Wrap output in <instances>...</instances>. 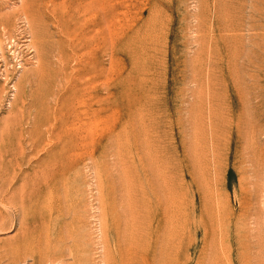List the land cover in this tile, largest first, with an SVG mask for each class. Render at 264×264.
Returning <instances> with one entry per match:
<instances>
[{
    "label": "rangeland",
    "instance_id": "rangeland-1",
    "mask_svg": "<svg viewBox=\"0 0 264 264\" xmlns=\"http://www.w3.org/2000/svg\"><path fill=\"white\" fill-rule=\"evenodd\" d=\"M0 264H264V0H0Z\"/></svg>",
    "mask_w": 264,
    "mask_h": 264
},
{
    "label": "bare ground",
    "instance_id": "bare-ground-1",
    "mask_svg": "<svg viewBox=\"0 0 264 264\" xmlns=\"http://www.w3.org/2000/svg\"><path fill=\"white\" fill-rule=\"evenodd\" d=\"M24 1H25V0H24ZM52 2H53V1H52ZM25 5H26V4H25ZM25 8H27V7H25ZM76 61H77V60H76ZM100 72H101V71H100ZM100 72H99V73H100ZM101 75H102V74H101ZM77 78H78V77H77ZM80 78H81V77H80ZM79 80H80V79H79ZM90 128H91V127H90ZM94 128H95V127H94Z\"/></svg>",
    "mask_w": 264,
    "mask_h": 264
}]
</instances>
